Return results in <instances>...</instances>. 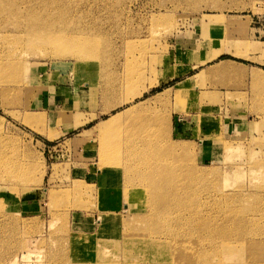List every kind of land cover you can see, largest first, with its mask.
Wrapping results in <instances>:
<instances>
[{
  "label": "rangeland",
  "instance_id": "obj_1",
  "mask_svg": "<svg viewBox=\"0 0 264 264\" xmlns=\"http://www.w3.org/2000/svg\"><path fill=\"white\" fill-rule=\"evenodd\" d=\"M261 212L264 0H0V264H264Z\"/></svg>",
  "mask_w": 264,
  "mask_h": 264
},
{
  "label": "crops",
  "instance_id": "obj_2",
  "mask_svg": "<svg viewBox=\"0 0 264 264\" xmlns=\"http://www.w3.org/2000/svg\"><path fill=\"white\" fill-rule=\"evenodd\" d=\"M172 47H174V52L172 56L170 55L168 61L164 63L163 68L160 69V71H162L164 75L161 76L162 83L158 84L157 86L172 87L174 89H202V87H200V85L196 83L197 79H195V77L199 74L198 68L201 67L198 64L199 63L202 64V62L205 63L207 62V59H211V58L205 57L203 59H200V61H198V64H196L195 61L194 62L191 61L192 54L190 53V51L192 49L188 47L186 43L183 42L179 43L176 41L172 45ZM45 84L47 85L48 82H46ZM57 88L64 90L71 89V87L65 85L63 86L59 85V87L53 86V88L50 89H57ZM75 89L77 88L75 87ZM210 89H214V88H210ZM43 93L44 95L38 98L39 99L38 103L42 105L43 109L45 108L46 110L51 111L52 102L55 97H52V94L49 91H44ZM56 93L59 94L58 92ZM69 97L67 96V101L69 100ZM67 105L68 104L65 102L63 107H60L59 109L57 108L56 118H59L58 117L59 114L60 115L62 114V112L58 113V110L62 108L65 109L66 111L65 119L66 120L69 119L68 117L71 115H69L68 112H71L70 109L72 108ZM49 111H47V113ZM192 125L193 124L191 122L188 123L185 121V117L179 115L178 121L175 124L174 131L177 135L194 134L197 124H194V126Z\"/></svg>",
  "mask_w": 264,
  "mask_h": 264
},
{
  "label": "bare ground",
  "instance_id": "obj_3",
  "mask_svg": "<svg viewBox=\"0 0 264 264\" xmlns=\"http://www.w3.org/2000/svg\"><path fill=\"white\" fill-rule=\"evenodd\" d=\"M225 63H229V62H223V64L220 66V67H217V68H219V69H215L217 72H231L232 70H233V67H231L230 65H226ZM225 64V65H224ZM177 147H179L178 145L175 147V148H177ZM172 148H174V147H172ZM183 150H184V148H187L188 149V147L187 146H182L181 147ZM105 173H104V175H106V171H104ZM157 183V182H156ZM152 188V200H150V205L153 203V200H154V203H155V201L158 199V198H160L159 196H165L164 194H163V187L162 186H160V185H155V186H152L151 187ZM149 191H150V189H149ZM148 191V192H149ZM160 193V194H159ZM161 194H163V195H161ZM160 204H159V202H156V206H159ZM250 209V208H249ZM196 214V213H195ZM258 215V216H257ZM263 215H264V213L263 212H261V214H256V213H254L253 214V217H252V222H254V223H257L258 221H259V219H260V217H262L263 218ZM121 219V218H120ZM105 220H103L102 218L100 219V222H102L103 224L105 223L104 222ZM250 221V220H249ZM251 222V221H250ZM258 224V223H257ZM100 227H101V225H100ZM259 227V226H258ZM261 227V226H260ZM259 227V229H261V230H264V228H260ZM214 229H216V228H214ZM256 229H258V228H256ZM255 229V230H256ZM213 230V229H212ZM218 230H219V228H218ZM254 230V231H255ZM258 231V230H257ZM255 231V233L257 234V233H263L264 234V231ZM214 234V233H213ZM213 234H211V231H210V233H209V236H210V238L213 236ZM258 235V234H257ZM224 237H226V235H224ZM262 237V236H261ZM173 238H175V241H177V242H180V244H181V239H183V238H187V239H189V241H191V243L193 244V245H195V247H197V248H202L203 246V244H202V238L201 237H198V236H194V235H186V234H184L183 236H180V234H176V235H174L173 236ZM242 240V239H241ZM211 242L209 243V246L212 248V249H216V248H219L220 247V243H218L216 240H210ZM157 242H159V241H157ZM148 243V241L145 243V245ZM161 243H163V241L161 242ZM171 243V242H170ZM249 244V243H251V242H248L247 240H243L242 241V244L243 245H245V244ZM191 244V247L193 246ZM228 244H229V241L228 242H226L225 244H224V246H228ZM178 245H179V243H178ZM190 245V244H189ZM222 247V246H221ZM190 248V247H189ZM206 248V247H205ZM180 249H181V247H180ZM183 249V248H182ZM194 249V248H193ZM180 251V250H179ZM178 252V251H177ZM189 252V251H188ZM198 252V251H197ZM183 254V253H182ZM180 255V254H179ZM226 255V254H225ZM224 255V256H225ZM153 256V255H152ZM132 257L133 258H136L138 261L140 260L139 258H138V256H134V255H132ZM154 257V256H153ZM182 258V257H181ZM185 258V257H184ZM192 258V257H191ZM229 258V257H228ZM235 258V257H234ZM197 259V258H196ZM183 260V259H182ZM137 261V262H138ZM177 261V260H176ZM192 261V260H191ZM229 261V260H228ZM110 262V261H109ZM115 262V261H114ZM129 262H132V261H129ZM136 262V263H137ZM129 264V263H128ZM132 264V263H131ZM138 264V263H137ZM152 264H155V263H152ZM181 264V263H180ZM193 264V263H192Z\"/></svg>",
  "mask_w": 264,
  "mask_h": 264
}]
</instances>
